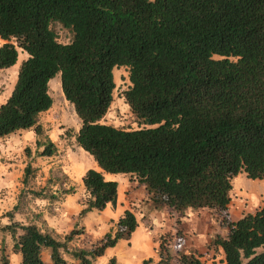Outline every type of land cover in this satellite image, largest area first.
<instances>
[{
	"label": "trees",
	"instance_id": "obj_1",
	"mask_svg": "<svg viewBox=\"0 0 264 264\" xmlns=\"http://www.w3.org/2000/svg\"><path fill=\"white\" fill-rule=\"evenodd\" d=\"M53 23L72 33L69 43L57 41ZM0 39V72L17 64L19 51L27 55L0 104V140L24 131L42 135L38 117L51 109L49 83L59 76L80 120L75 142L97 165L82 176L80 219L115 202L118 184L104 174L126 176L144 189V215L168 210L178 224L199 210L227 214L240 174L264 181V0H0ZM121 67L130 85L120 97L138 129L105 122L114 100L113 70ZM35 144L40 157L57 152L50 140ZM7 215L10 223L1 230L22 264H43L45 249L53 264H65L63 243ZM137 227L136 214L126 210L114 234L70 254L92 264ZM221 227L225 236L208 245L221 249L220 264H264V203ZM81 234L77 224L65 242ZM160 241L155 264H172L175 257ZM176 261L203 264L189 251ZM0 263H8L4 255Z\"/></svg>",
	"mask_w": 264,
	"mask_h": 264
},
{
	"label": "rangeland",
	"instance_id": "obj_2",
	"mask_svg": "<svg viewBox=\"0 0 264 264\" xmlns=\"http://www.w3.org/2000/svg\"><path fill=\"white\" fill-rule=\"evenodd\" d=\"M51 28L56 34L59 43L67 44L72 40V33L60 24L53 23ZM3 43L0 39V46ZM26 57L25 53L19 51L20 62ZM18 67L16 64L0 72V104L4 103L12 92L17 79ZM113 76L116 85L113 94L114 100L105 118V122L116 128L129 130L142 127L135 121L127 105L124 104L122 97H120L121 93L130 85L128 69L125 67L116 68L113 70ZM49 94L53 99V105L50 110L38 117V124L42 129L41 136L37 137L33 131H24L0 141V177L3 179L0 182V204L2 206L0 210L12 215L13 213H17L19 219L23 220L25 218L31 222L26 224H32L34 220L40 222V218L36 216L39 209L35 211L34 206L39 204L38 207H40L43 204L42 200L44 198L47 200L48 198H52V196L57 198L63 191L72 188L69 186L68 176H71L78 182V175L83 170H89L92 163L96 165L93 158L78 147L75 142L74 136L80 128V120L76 116L73 107L64 99L59 76L49 83ZM37 140L42 142L50 140L57 148V152L52 157L38 156V153L35 152ZM26 148L30 149V156L26 155ZM26 167H30L28 174L25 172ZM239 177L233 183L231 202L228 206L227 214L224 212L215 213L205 209L195 211L191 214L192 216L189 220H186L187 224L183 228L178 229L179 225L175 220L172 221L173 225L170 227L167 224L166 217L151 220L142 212H136L139 219L145 217L149 222L151 221V225L147 227L153 234L154 244L151 250L155 249L157 251H155L156 258H151L153 264L159 260L158 248L160 240L165 243V246L175 257L172 264H178L176 258L182 253H187V251L194 252L203 264H220L223 261L220 259L221 253L219 254L208 248L214 236L223 234L220 223L224 222V219L237 221L243 215L253 214L264 203V181L249 180L245 174H241ZM53 192L56 195H52ZM35 193L39 195L35 196ZM131 211L135 212L134 209ZM171 215V213H168L167 219L173 218ZM7 217L9 218V215ZM78 227L81 226L78 224ZM116 227L105 233V235L108 233L114 234ZM99 232L100 230L88 235L87 241L99 237ZM178 232L181 234L180 238L177 237ZM58 242L64 244V247L60 249L62 259L64 254L70 255L74 259L70 253L79 249L70 246L68 248L65 238L63 242ZM155 244L157 245V249ZM15 254L16 256L13 257L12 264H22L21 255H18L16 252ZM96 259L92 261L93 264ZM51 261L45 258L43 264H49Z\"/></svg>",
	"mask_w": 264,
	"mask_h": 264
},
{
	"label": "crops",
	"instance_id": "obj_3",
	"mask_svg": "<svg viewBox=\"0 0 264 264\" xmlns=\"http://www.w3.org/2000/svg\"><path fill=\"white\" fill-rule=\"evenodd\" d=\"M19 63L20 61L17 62L18 66ZM89 169H97V165L92 163ZM85 171H87V169L83 170L78 175V182H76L71 176H68L69 186H71L73 190L71 193L64 195L61 194L57 198L52 196V198H48V200L44 198L42 200L43 204L40 207H38L39 204L34 206L35 211L36 209H39L36 216L37 218H40V222L34 220L32 224H35L42 232L50 234L54 239L61 242H63L65 236L68 235L77 224H79L83 228V234L77 236V238L70 243H66L67 247L69 248L70 246L73 248L88 250L91 245L101 239L105 233L109 232L111 229H115L119 219L127 209H134V214H136V212H141L140 210H142L145 206L147 194L143 188L139 187L135 182H130L126 176L104 174L106 181H116L118 184L115 202L108 203L102 211H91L80 219L79 213L85 207L84 201L86 198L85 189L82 183V176ZM239 176H241V174ZM239 176L238 178H240ZM1 181H3L2 177H0V182ZM57 191H59V189H57ZM52 195H56L55 192H53ZM0 209H2L1 204ZM168 213H170L168 210H164L162 212L152 211L149 213L146 211L147 217L151 220L166 217L167 224L172 227V221L175 220L176 222L177 219L173 215H171L173 218L167 219ZM191 216L189 214V217L187 216L188 219H181L180 224H178V229L183 228L187 224L186 220H189ZM136 217L138 219V227L132 233L131 237L126 240L118 241L113 248L106 249L105 253L101 257L97 258L94 264H108V261L112 258L116 260V264H142L144 260L156 258L155 253L157 251L155 249L151 250L152 245L154 244L153 234L147 229L148 225H151V221L149 222L145 217H143V219H139L137 215ZM12 219L13 221H18L23 224L31 223L25 218L23 220L19 219L17 213H13ZM9 223L10 218L7 217V212L0 210V256L4 255L7 259V264H12V259L16 256L13 251V241L7 232H3L1 230L2 227L8 225ZM221 229H223V234L220 236H225L226 228L221 227ZM99 230V237H95L87 241L86 238L88 235H91L93 232ZM1 247L3 248V253L1 251ZM155 247L157 249L156 244ZM218 253H221L220 259L223 260L224 255L221 249L218 250ZM17 254L20 255L19 253ZM41 258L42 261H44L45 258H48V261L49 259L51 260V250H43ZM63 260L65 261V264H80L79 261L72 259L70 255L64 254ZM49 264H53L52 261L49 262Z\"/></svg>",
	"mask_w": 264,
	"mask_h": 264
},
{
	"label": "bare ground",
	"instance_id": "obj_4",
	"mask_svg": "<svg viewBox=\"0 0 264 264\" xmlns=\"http://www.w3.org/2000/svg\"><path fill=\"white\" fill-rule=\"evenodd\" d=\"M16 67H17V66H16ZM16 67H15V68H16Z\"/></svg>",
	"mask_w": 264,
	"mask_h": 264
}]
</instances>
